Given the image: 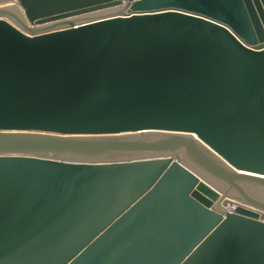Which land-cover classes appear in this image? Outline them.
Masks as SVG:
<instances>
[{"label": "water", "instance_id": "water-1", "mask_svg": "<svg viewBox=\"0 0 264 264\" xmlns=\"http://www.w3.org/2000/svg\"><path fill=\"white\" fill-rule=\"evenodd\" d=\"M261 217L264 0H0V264H264Z\"/></svg>", "mask_w": 264, "mask_h": 264}, {"label": "built area", "instance_id": "built-area-1", "mask_svg": "<svg viewBox=\"0 0 264 264\" xmlns=\"http://www.w3.org/2000/svg\"><path fill=\"white\" fill-rule=\"evenodd\" d=\"M226 208L232 211L234 209V204L227 205Z\"/></svg>", "mask_w": 264, "mask_h": 264}, {"label": "bare ground", "instance_id": "bare-ground-1", "mask_svg": "<svg viewBox=\"0 0 264 264\" xmlns=\"http://www.w3.org/2000/svg\"><path fill=\"white\" fill-rule=\"evenodd\" d=\"M260 220H264V217H261Z\"/></svg>", "mask_w": 264, "mask_h": 264}, {"label": "rangeland", "instance_id": "rangeland-1", "mask_svg": "<svg viewBox=\"0 0 264 264\" xmlns=\"http://www.w3.org/2000/svg\"><path fill=\"white\" fill-rule=\"evenodd\" d=\"M264 222V220H262Z\"/></svg>", "mask_w": 264, "mask_h": 264}]
</instances>
